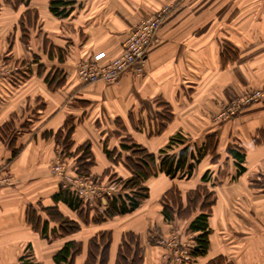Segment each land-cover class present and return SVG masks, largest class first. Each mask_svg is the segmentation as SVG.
<instances>
[{"label": "crops", "instance_id": "crops-1", "mask_svg": "<svg viewBox=\"0 0 264 264\" xmlns=\"http://www.w3.org/2000/svg\"><path fill=\"white\" fill-rule=\"evenodd\" d=\"M50 2L0 0V70L17 66L0 77V172L5 167L14 175L0 187V264H19L23 256L58 264L55 256L69 242L77 244L71 264H87L91 255L100 264L106 244L107 264H117L125 241L129 261L139 247L140 264H160L165 248L152 236L189 230L201 212L199 202L191 215L166 219L163 197L178 190L185 208L199 186L216 197L210 247L184 264L219 256L230 264H264V101L231 120L214 119L223 103L264 90V0H74L63 17L52 13ZM166 7L140 73L138 63L115 84L80 79L79 62L101 51L104 61L115 58L136 25ZM167 107L172 116L165 119ZM128 139L157 156L165 149L161 157L178 160L185 151L186 163L175 176L158 170L145 180L148 196L135 210L103 221L95 217L105 199L82 210L55 200L60 179L50 166L59 150L72 169L78 147L89 142L90 177L110 184L133 174L127 158L135 156L122 149ZM238 146L245 152L242 173L230 152ZM107 150L118 154L111 158ZM50 207L79 230L63 233L56 211L45 210Z\"/></svg>", "mask_w": 264, "mask_h": 264}, {"label": "trees", "instance_id": "trees-1", "mask_svg": "<svg viewBox=\"0 0 264 264\" xmlns=\"http://www.w3.org/2000/svg\"><path fill=\"white\" fill-rule=\"evenodd\" d=\"M10 2L11 0H6ZM30 0H14L16 5L18 4H28ZM74 0H51L50 9L53 14L57 16H67L71 11V5ZM59 85V84H57ZM163 118H170L172 115L170 114L169 108H165ZM72 132V128L68 130V134L65 139V147L70 148L72 142L70 141V134ZM176 138L171 139L167 148H170L172 144L176 142ZM128 144L124 143L122 145V149H131L133 152L134 158H127V165L132 170L133 174L127 180L121 181L122 190L117 195L106 198L105 210L103 212H99L95 220L103 221L106 218L114 217L116 215L125 214L135 210L141 203V201L148 196V188L144 185L145 180L157 174L159 171H165L167 174L171 176H175L177 172L182 168L186 163V153L185 151L182 153L181 157L178 160L170 157L169 155H165L161 157V153H164L166 150L162 149L160 151V155H156L153 152H150L147 148L139 145L131 140H127ZM80 154L79 159L77 161V165L72 168L73 171L79 173L81 175L90 177V168L94 164V155L91 150V144L89 142L78 147L77 151ZM231 154L235 157L238 173H242L245 170L243 162L245 160V152L238 146L234 149L230 150ZM107 154L109 157L113 158L117 151H109L107 150ZM117 156V155H116ZM120 156V154L118 155ZM160 157L159 166H157V158ZM190 170L192 169V165L189 166ZM209 173L207 172L203 178L207 180L209 178ZM92 178V177H91ZM71 194V195H70ZM55 200L58 201L60 199L66 200L73 208H78L82 210V201L75 197L70 191L61 189L58 194L54 196ZM188 205L184 208L183 203L180 198V193L178 190L172 189L163 197L164 208L163 212L165 214L166 219H174L175 212L177 216L185 217L192 214L193 211L197 208L200 202V210L201 212L194 217V219L190 222L189 230L196 234L195 237V245L192 250L193 257L203 256L207 254L210 247V233L211 228L209 226L208 218L210 215L211 207L215 202V193L210 191L208 188L199 186L197 189L192 190L188 193ZM49 213L51 211H56L52 217L60 221L61 228L63 233H70L79 230V224L68 217L63 216L56 210V207L45 208ZM29 220L34 224L36 221L34 220L35 214L32 208H30L28 212ZM47 231V223L44 225L42 229V233L46 235ZM102 236L105 233L101 234ZM129 239H133L131 237L132 234H127ZM152 242L155 243V240L151 239ZM128 245V244H127ZM126 241L123 243L122 248L118 255L117 264H140L143 259L142 254L140 253V248H136L134 250V256L131 261H129V256L131 251L129 247H127ZM137 245V243H136ZM77 250V244L75 242H69L66 246L55 256V260L58 264H71L70 258L73 257V254ZM72 252V254H71ZM74 252V253H73ZM107 244L104 250L101 253V261L100 264H107ZM94 261V256L91 255L87 264H92ZM19 264H35L28 256L22 257L21 262ZM208 264H230L225 261V258L222 256L216 257L211 260Z\"/></svg>", "mask_w": 264, "mask_h": 264}, {"label": "built area", "instance_id": "built-area-1", "mask_svg": "<svg viewBox=\"0 0 264 264\" xmlns=\"http://www.w3.org/2000/svg\"><path fill=\"white\" fill-rule=\"evenodd\" d=\"M168 12V8L142 20L129 37L126 39L121 53L111 60L104 61V51L94 54L89 59L78 63L77 74L80 79L87 83L104 81L115 84L120 81L124 73L135 70L141 72L145 65L148 48L158 38V31ZM1 77V72H0ZM264 90L252 89L243 96L234 98L228 103H223L220 111L214 116L215 120L228 121L236 117L245 107L263 102ZM55 159L50 166L51 173L60 179V187L70 191L75 197L82 201V206L93 208L98 199H105L117 195L122 190L121 181H113L110 184L94 181L91 177L76 173L69 168L67 161L61 155ZM14 182L6 168L0 172V187L11 185ZM264 187V177L261 178ZM105 210V205L100 206V211ZM157 245L165 248L160 264H184L192 261V250L195 245L196 234L190 230L183 231L175 228L169 236L153 235Z\"/></svg>", "mask_w": 264, "mask_h": 264}, {"label": "rangeland", "instance_id": "rangeland-1", "mask_svg": "<svg viewBox=\"0 0 264 264\" xmlns=\"http://www.w3.org/2000/svg\"><path fill=\"white\" fill-rule=\"evenodd\" d=\"M17 66H15L14 67V69L13 68H7V69H3V70H0V72H1V75L3 74V73H11V71H13V70H16L15 68H16ZM243 96V95H242ZM239 97V96H238ZM233 100V99H232ZM231 100V101H232ZM230 102V101H229ZM228 103V102H227ZM67 149V148H66ZM61 155L63 156V152L61 151ZM67 153H70L69 152V150H68V152ZM64 158V157H63ZM65 159V158H64ZM79 159V158H78ZM66 160V159H65ZM76 165H77V162H76ZM6 166V165H5ZM10 174V173H9ZM11 176H13V178H14V175L13 174H10ZM262 178V177H261ZM261 178H260V180H259V182H260V184H262V182H261Z\"/></svg>", "mask_w": 264, "mask_h": 264}]
</instances>
